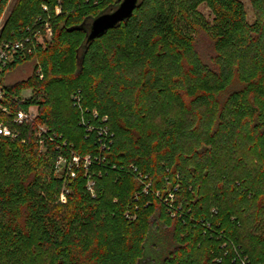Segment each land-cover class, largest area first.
Here are the masks:
<instances>
[{
	"label": "trees",
	"instance_id": "1",
	"mask_svg": "<svg viewBox=\"0 0 264 264\" xmlns=\"http://www.w3.org/2000/svg\"><path fill=\"white\" fill-rule=\"evenodd\" d=\"M12 1L2 38L34 50L0 79V264H264V0L252 23L241 0H139L92 41L122 0Z\"/></svg>",
	"mask_w": 264,
	"mask_h": 264
},
{
	"label": "built area",
	"instance_id": "2",
	"mask_svg": "<svg viewBox=\"0 0 264 264\" xmlns=\"http://www.w3.org/2000/svg\"><path fill=\"white\" fill-rule=\"evenodd\" d=\"M2 24L0 22V79L2 76V73L4 69H6L13 61L16 59V57H22L26 58L28 55L33 53V45L31 42V38L28 36H25L20 39H8L5 40L2 38ZM46 34L43 35L41 32L38 31L35 35V43L39 45H44L45 41H49L52 37V29L50 25L47 23L45 25ZM40 77H42L41 70L39 71ZM3 93L0 89V107L3 108L5 112H8V109L6 107H3L1 100L4 98ZM78 100L79 98L76 97ZM23 102L26 100L24 96L21 97ZM14 101H18V98L15 97ZM36 113L32 111L30 108L28 111L25 110H19L17 111L16 115L14 116V123L16 124H24L28 121L34 120L36 117ZM46 131L44 127L40 128V134H43ZM0 137H10V138H17L18 133L14 131L11 127H9L4 122L0 121ZM92 184L90 183V188ZM63 200L64 197L62 196Z\"/></svg>",
	"mask_w": 264,
	"mask_h": 264
},
{
	"label": "water",
	"instance_id": "3",
	"mask_svg": "<svg viewBox=\"0 0 264 264\" xmlns=\"http://www.w3.org/2000/svg\"><path fill=\"white\" fill-rule=\"evenodd\" d=\"M138 6L139 0H122L115 10L95 18L89 26L88 41L101 37L109 30L125 22Z\"/></svg>",
	"mask_w": 264,
	"mask_h": 264
},
{
	"label": "rangeland",
	"instance_id": "4",
	"mask_svg": "<svg viewBox=\"0 0 264 264\" xmlns=\"http://www.w3.org/2000/svg\"><path fill=\"white\" fill-rule=\"evenodd\" d=\"M241 1L245 4L246 10H247V15H248V20L250 23H252L255 20V14H254V11L252 9L250 1L249 0H241ZM11 5L12 4L10 3L8 8L6 9L4 15L0 19V22L2 25H5V23L7 21V18L10 14V11H11V7H12ZM200 11L203 13V15L208 20L212 21L211 11L208 9V7H206V5H202L200 7ZM59 12H60V9L57 8V13H59ZM2 28H3V26H2ZM35 65H36L35 61L23 62L22 64L17 66L15 69H13L12 71L7 73L5 80H4V84L5 85H11V84H14V83L21 81V80H25L28 77L32 76V74L34 72ZM31 92H32L31 90H26L23 92L22 96H24L27 99L31 96V94H32ZM31 109L34 113L37 114V108L36 107H32Z\"/></svg>",
	"mask_w": 264,
	"mask_h": 264
}]
</instances>
